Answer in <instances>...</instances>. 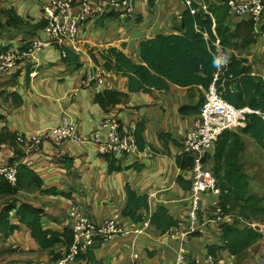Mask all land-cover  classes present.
<instances>
[{
    "label": "crops",
    "instance_id": "0c3cea01",
    "mask_svg": "<svg viewBox=\"0 0 264 264\" xmlns=\"http://www.w3.org/2000/svg\"><path fill=\"white\" fill-rule=\"evenodd\" d=\"M46 1L11 0V4L15 5L21 15L30 16L38 22L43 18L42 10ZM200 1L208 7L207 0ZM129 7V15L113 7L90 24L83 43H80L82 52H75L81 60L79 68L65 63L62 51L60 53L59 48H53V44L48 42V37H43L39 30L33 37L45 42L38 53V62L39 54L41 58L37 68H41L40 75L35 79L38 75L36 68L31 66L32 71L28 72V68L20 67L21 69L6 72L11 78L0 83V97L5 96L4 103L0 99V131L8 127L28 137L23 161L33 163V169L39 173L45 185L58 188L61 174L62 192L69 198L61 196V203L66 201L64 205L61 204V222L57 221V215L50 214L53 219L44 218L45 225L53 226L50 224L54 223L57 229H62L65 225L73 226L76 220L73 213L76 214L80 210L98 222L112 215H121L122 223L126 226L124 231L106 240L97 239L94 245H97V248L92 247L94 259L89 261L80 258L75 264H107L104 259L107 254L112 255L113 264H166L168 260L173 264L174 257L176 264L177 254L182 247L185 248L188 264H204L207 254H210L207 247L211 244H223V228L220 234L210 230L191 236L184 243L172 237L170 233L184 224L181 223L182 214L187 208L186 199L193 177L192 167L184 170L178 162L179 156L182 155L183 134L196 124L201 97L202 94L206 95L207 90L202 86L191 90L170 84L167 90L153 89L152 92L132 93L129 89V78L109 70L104 84L89 80L105 62L101 54L110 47H117L128 56L133 54L132 58L138 61L137 47L141 39L153 38L159 33H179L181 14L186 8L184 5V8L180 9L166 0H132ZM173 17L179 20V26L176 27L172 23ZM235 19L233 18V21ZM256 25L254 22L257 42L252 45V50L249 51L251 54L247 53L253 72L261 70L260 60L263 59V53L262 49L258 51L257 47L264 46V24L260 28L259 36ZM135 27H140L138 29L141 36L132 34ZM171 27L173 30H170ZM6 39L3 38V41ZM12 40L17 44L15 39ZM255 55L258 60L253 61ZM65 68L70 72V76L63 73ZM106 89L130 93V97L126 102L116 105L111 112H107L95 100L96 95ZM115 115L123 131H133L135 137L137 133L140 134L144 148H139L140 151L135 156L118 152L111 154L109 158L115 159L117 165L123 166L122 170L111 171L108 159L101 153L100 142L93 140L97 133L101 136V142L108 138L109 130L104 125ZM64 120L76 127L83 140L70 139L59 144L45 143L41 149L28 146L37 145L30 141V137L58 126ZM233 130L235 128L231 129ZM85 138L92 145L87 143ZM34 149L39 151H33ZM60 155L72 158V166L64 164L65 158L60 161ZM212 156L208 160L211 167ZM242 156L243 154L234 155L231 162L235 163L236 158L242 161ZM134 165H141V168L137 169ZM64 183L74 184V190L70 191L69 186H63ZM127 186L133 191L149 195L150 206L149 209L141 211L144 218L140 222H134L122 214L128 201ZM52 196L49 194L46 199L51 198V202L55 200L56 203L57 195ZM211 201L205 197V205ZM162 206L173 219L180 221L178 227H173L166 233L159 232L152 225V216ZM146 223H149V228H144ZM138 230L142 232H137ZM213 237H219L220 240L207 243L206 239ZM213 256L216 259L224 258Z\"/></svg>",
    "mask_w": 264,
    "mask_h": 264
},
{
    "label": "trees",
    "instance_id": "16d2710c",
    "mask_svg": "<svg viewBox=\"0 0 264 264\" xmlns=\"http://www.w3.org/2000/svg\"><path fill=\"white\" fill-rule=\"evenodd\" d=\"M3 1L0 0V3ZM199 2L201 1L196 0L193 3L194 8L198 9L196 13H192L187 7L182 12L179 33H159L153 38L141 39L137 47L138 61L117 47H110L101 54L105 62L100 66L115 74L128 77L129 89L132 93L152 92L153 89L167 90L170 84L191 90L202 86L203 89L208 90L215 73L219 72L217 86L224 98L237 108L249 107L253 110L252 113H247L246 126L240 128L241 132L252 137L257 145L264 149V78L252 75L253 67L249 64L247 56L252 50V45L257 42L254 22L250 19L233 21L228 0H207V11ZM46 26L47 19L44 17L36 22L30 16L21 15L15 7H0V36L5 38L3 35L13 34L15 37L19 36L18 38L25 37L26 41L21 40L22 44L18 47L21 51L25 50L30 44L29 41L35 39L33 36ZM218 39L226 53L227 65L224 66L222 63L219 66L215 64L217 59L221 60V53L215 45ZM57 47L66 53L63 57L65 63L75 65L76 68L81 66L80 57L71 48L65 45H57ZM6 49L7 47L4 48ZM244 50L245 57H238V51L242 54ZM93 58L96 60V57ZM31 66L33 67V65L27 66L28 72L32 71ZM234 84L237 85L236 89H233ZM129 97L130 93L106 89L98 93L95 100L105 111L111 112L116 105L126 102ZM201 98L200 106L203 105L205 96L202 94ZM20 136L25 135L8 127L0 131V157H11L10 162L19 164L18 183L13 186L14 189L0 175V198L14 195L10 201L0 204V236L8 238L17 226H23L29 231L39 250L47 252L46 255H52L53 260L56 261L61 259L63 252H67L73 244L74 231L72 225H65L62 229L46 227L43 223L44 210L30 201L26 202L16 197L17 192L28 187L39 189L42 194L58 195L56 186L45 185L39 173L23 161L24 147L28 143L20 142L18 140ZM136 137L142 150L144 141L139 133ZM45 143L56 144L43 140L38 146L39 149ZM236 144L237 141L231 130H226L216 144V151L212 156V170L224 194L223 198L221 195V203L225 212L239 210V217L251 219L260 208L261 202L257 198L258 195L249 196L250 183L242 164L231 162V158L239 150L238 148L235 151ZM39 149L33 151L38 152ZM11 152L14 153L13 156ZM105 156L110 163L111 171L123 169V166L117 165L115 159L109 158L110 155ZM61 158H65V165L72 166V158L60 155V161ZM178 162L184 170L192 167L194 163L193 157L187 153H182ZM134 166L137 169L141 168V165ZM127 192L128 201L122 214L134 222H140L144 218L141 211L149 209V195L133 191L129 186ZM237 204L239 207H236ZM179 223L180 221L173 219L163 206L152 216L153 227L161 233L178 227ZM260 237L261 234L254 228L245 226L239 230L234 222L227 223L223 225L221 237L223 244L209 245L208 253L214 255L216 250L227 249L235 256L241 257L240 250H247ZM62 244L61 250H63L55 251L56 247ZM95 244L96 241L92 247L96 249ZM92 247L86 252H80L77 259L92 261L94 259Z\"/></svg>",
    "mask_w": 264,
    "mask_h": 264
},
{
    "label": "built area",
    "instance_id": "2783aa9c",
    "mask_svg": "<svg viewBox=\"0 0 264 264\" xmlns=\"http://www.w3.org/2000/svg\"><path fill=\"white\" fill-rule=\"evenodd\" d=\"M196 0H182L184 5L191 9L192 13L197 12L193 3ZM207 11L204 2H199ZM132 0H47L43 5V17L47 19V26L44 31L47 33L48 42L55 41L61 45L68 46L74 52H82L83 42L90 24L105 13L116 7L118 11L128 14ZM230 12L235 21L250 19L255 22L260 35V28L264 24V0H228ZM132 14V12H130ZM232 18V20H233ZM262 36V35H261ZM81 41V42H80ZM23 51L18 47L15 50L8 48L0 49V74L9 72L19 67H26L31 63L34 68L39 67L38 53L42 42L32 40ZM218 45V42L216 43ZM7 47V45L3 46ZM258 51L262 49V67L259 72L252 71L255 76L264 78V46H258ZM221 53V60L225 54ZM66 56L65 52H62ZM226 63H222L224 66ZM36 71V70H35ZM109 71L104 66H99L98 71L90 77V81L105 83ZM219 72L215 73L214 80L205 95V101L200 107L196 124L183 134L182 153L190 154L193 157V173L191 189L187 197V208L182 214L183 226L175 228L170 233L172 237L181 240L183 243L191 236L204 234L213 230L216 234L222 232L224 224L228 223L229 216L226 215L220 196L222 188L219 180L215 176L211 164L208 163L210 156L215 153L216 144L226 130L239 127L246 120L247 113L253 110L249 107L237 108L231 104L220 93L217 82ZM108 130V138L101 142V136L97 133L93 141L100 142V150L104 155H111L116 152L135 156L140 149L133 131H123L116 115L109 118L105 125ZM26 136H20L19 141L24 142ZM32 143L37 145L29 146L37 148L43 140H49L59 144L66 140H83L78 134L75 126L68 120H64L60 125L41 131L29 138ZM48 142V141H46ZM49 143V142H48ZM14 155L13 152L10 153ZM11 159V157H9ZM8 157H0V175H2L13 186L17 185L19 177V164L10 162ZM211 193L215 199L210 204L205 205V195ZM75 222L72 226L74 231V241L67 252H63L62 260L59 264H66L67 261H76L80 252H86L97 239H108L115 234L122 233L126 226L122 223L121 215L116 214L100 222L94 220L81 210L73 213ZM149 228V223L144 225ZM137 232H142L138 230ZM188 257L185 255V248L177 254L176 264H188ZM235 257L231 255L228 259H216L212 254H207L204 264H234Z\"/></svg>",
    "mask_w": 264,
    "mask_h": 264
},
{
    "label": "rangeland",
    "instance_id": "374dc122",
    "mask_svg": "<svg viewBox=\"0 0 264 264\" xmlns=\"http://www.w3.org/2000/svg\"><path fill=\"white\" fill-rule=\"evenodd\" d=\"M167 3L171 4L173 3L174 6L178 8H184V3L180 2L179 0H166ZM0 7H15V5L11 4V0H4L3 2L0 3ZM208 9V7H207ZM173 16V15H172ZM174 19V17H173ZM172 23L177 27L179 26L180 22L178 19L172 20ZM173 25V26H174ZM140 27H135L132 29V34L136 35L137 37L141 36L140 30L138 29ZM170 30H173V27L170 28ZM41 34L43 37H46L47 39V33L42 29ZM5 38H7L5 41L8 43L12 42V39H15L14 41L17 42V37H15L13 34H5L3 35ZM12 38V39H11ZM36 41L42 42L44 44L45 42L42 39H35ZM219 40V39H218ZM5 41H3V38L0 37V47L5 46ZM218 45H216V48L220 51H222L224 54L225 51L223 49L222 44H220V41H217ZM18 43V42H17ZM52 47L55 48L57 45H61L60 43H57L55 41H51ZM83 43V42H82ZM11 46L12 50H15L14 48H17L18 46L15 45ZM43 45L40 47V50L42 49ZM58 48V47H57ZM39 50V51H40ZM60 53L61 50L59 49ZM238 57H245V50L241 54L240 51H238ZM92 56V55H91ZM133 57V54L130 55ZM226 56V55H225ZM94 57V55H93ZM258 60V58L253 57V61ZM41 61L40 54H39V62ZM41 63V62H40ZM261 63V60H260ZM31 65V63H29ZM70 65V64H69ZM227 65V62L226 64ZM25 67V66H24ZM30 67V66H29ZM20 68V67H19ZM27 68V66H26ZM17 69V68H16ZM69 71L72 72V69L69 67ZM40 70H38V75L34 77L35 79L40 75ZM63 73H65L66 76H70V72L65 68L62 70ZM10 72V71H9ZM78 74H82V72H78ZM9 74H6L4 72L3 74L0 75V83L1 81L7 79L8 81L10 78L8 76ZM14 76V75H13ZM12 76V77H13ZM33 78V77H32ZM48 87V86H47ZM1 100H3V103L5 102V96L0 97ZM3 108V107H2ZM246 126V123L243 122L239 127L235 128V130L231 131V133L234 135L235 141H237V144L235 146V151L239 148L238 152L235 154L237 156H242V161L236 158L235 163H241L242 168L244 173L248 176V181L250 183V195H258L257 198L260 199L261 206L258 209L257 213H255L254 217L251 219H244L238 216L239 210L237 212H224L226 213L227 216H229L228 223H235L236 227L240 230L243 229L245 226L251 227L256 229L260 234L261 237L260 239L254 244L249 246L247 250H240L241 257L240 256H235L234 254L230 253L229 250L227 249H220L216 250L215 256L217 257H226L234 255L235 256V264H252L253 262L261 263L264 264V150L260 148L255 141L249 137L246 134H243L240 132V128ZM76 128V127H75ZM78 131V130H77ZM78 134L80 135L79 131ZM85 141L89 144L92 145V143L85 138ZM7 151V148H5ZM31 167H33V163H28ZM75 176V174H74ZM60 179L59 181V187L57 188L58 190V195L50 194L53 196H56L58 200L56 203L53 201L51 202V198L46 199V194H42L39 189L35 188H26L23 190H20L17 192L16 197L19 198L20 200H26V202L30 201L34 205H37L39 208L43 209V220L49 219L52 220L53 216H50V214L57 215L58 222H61V204L65 203L66 201L63 200L61 203V196L65 198L67 195H65L64 192H62V187H61V174H60ZM74 184H69L67 185L66 183L63 184V186H69L70 191L74 190L73 189ZM12 188L14 189L13 185L11 184ZM82 194V192H81ZM52 196V197H53ZM224 194L222 191V198ZM206 199L209 201L213 200L215 198L214 195L211 193L205 195ZM12 198H14V195H8V196H3L0 198V204H4L7 201H10ZM55 198V197H54ZM71 198V197H70ZM224 201V200H223ZM64 205V204H63ZM236 207H239V204L236 205ZM66 210V209H65ZM17 222V221H14ZM55 222V223H58ZM14 226H17L16 224H13ZM50 225L53 226H47L46 227H54L56 228V224L51 223ZM20 226V225H19ZM1 232V231H0ZM208 240L207 243L213 242L215 240H220L219 237H213L211 239H206ZM178 242V241H177ZM62 245H58L55 249V251L61 250ZM63 250V249H62ZM61 250V251H62ZM47 252H42L39 250L37 244L35 243L34 239L31 238L29 231L24 228L23 226L18 227L17 229L14 230V232H11L9 234L8 238H5L3 236H0V264H59V260H53V258L50 255H46ZM48 254V253H47ZM64 255H62L61 260ZM104 259L106 260L107 264H113V258L111 254H107L104 256ZM77 260V259H76ZM175 261V257H174ZM173 261V264H175ZM66 264H75V261H67ZM166 264H170L169 260L166 262Z\"/></svg>",
    "mask_w": 264,
    "mask_h": 264
},
{
    "label": "clouds",
    "instance_id": "9594fccd",
    "mask_svg": "<svg viewBox=\"0 0 264 264\" xmlns=\"http://www.w3.org/2000/svg\"><path fill=\"white\" fill-rule=\"evenodd\" d=\"M33 40H35V39H33ZM17 44H15L16 46H18V45H20L19 44V40H18V38H17ZM5 45H7V49L8 48H10L11 46H13L14 44H13V42H6L5 41ZM4 48H6V47H3V46H1V48L0 49H3L4 50ZM227 62V59L225 58L224 60H220V59H217L216 61H215V64L217 65V66H219L221 63H226ZM16 69V68H15Z\"/></svg>",
    "mask_w": 264,
    "mask_h": 264
},
{
    "label": "water",
    "instance_id": "95a60500",
    "mask_svg": "<svg viewBox=\"0 0 264 264\" xmlns=\"http://www.w3.org/2000/svg\"><path fill=\"white\" fill-rule=\"evenodd\" d=\"M250 54H251V53L249 52L248 55H250ZM236 88H237V85L234 84V85H233V89H236Z\"/></svg>",
    "mask_w": 264,
    "mask_h": 264
},
{
    "label": "bare ground",
    "instance_id": "6f19581e",
    "mask_svg": "<svg viewBox=\"0 0 264 264\" xmlns=\"http://www.w3.org/2000/svg\"><path fill=\"white\" fill-rule=\"evenodd\" d=\"M23 40H25V41H26V39H23Z\"/></svg>",
    "mask_w": 264,
    "mask_h": 264
}]
</instances>
